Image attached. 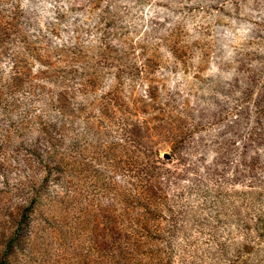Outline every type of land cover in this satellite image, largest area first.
<instances>
[{
	"label": "trees",
	"instance_id": "obj_1",
	"mask_svg": "<svg viewBox=\"0 0 264 264\" xmlns=\"http://www.w3.org/2000/svg\"><path fill=\"white\" fill-rule=\"evenodd\" d=\"M104 1L112 0H91L88 9ZM36 3L0 0V178L7 188L0 189V264H13L14 250L29 231L30 215L44 196L62 202L75 192L65 179L73 172L92 179L94 186L97 183L104 197L117 187V195L127 198L120 204L122 215L143 209L141 218L136 212V219L132 216L119 223L125 230L122 235H112L106 256L113 264H264V33L259 50L219 66L231 74V81L224 88L216 84L214 93L222 100L216 102L217 120L212 126L218 127V134L203 150L213 148L220 161L213 172L202 175L196 166L201 159L174 170L163 167L158 157L135 166L130 154L139 145L138 129L119 115L116 109L121 104L114 96L113 104L98 109V116L109 121L105 128L118 127L120 141L88 151L92 138H85L80 128L72 129L64 105L55 103L44 84H63L67 66L55 62L78 58L91 48L90 39H83V44L77 38L79 30H73L62 44L49 40L61 38L56 20L63 18L62 0L47 1L32 11L41 15L50 11L41 27L24 25L23 9ZM104 7L101 13L108 8ZM39 37L47 38L52 48L42 46ZM126 74L130 76V71ZM197 149L191 147V156L203 151ZM11 174L15 178L10 183ZM179 180L189 184L175 188ZM49 183L61 184L66 193H49ZM156 200L165 211L158 218L146 207ZM152 218L159 220L153 230L142 231V223Z\"/></svg>",
	"mask_w": 264,
	"mask_h": 264
},
{
	"label": "rangeland",
	"instance_id": "obj_2",
	"mask_svg": "<svg viewBox=\"0 0 264 264\" xmlns=\"http://www.w3.org/2000/svg\"><path fill=\"white\" fill-rule=\"evenodd\" d=\"M47 1L51 2L35 0V6L23 9L24 25L41 27L47 22L50 11L42 15L32 12ZM62 1L66 7L63 18L56 20L61 38L49 40L62 44L64 36L79 30L78 40L89 38L87 46L91 48L84 49L76 59L65 57L64 62L50 57L61 68L67 66L69 73L62 79L66 80L63 84L45 83L44 87L57 99L56 104L64 105L72 129L80 128L78 132L85 138H92L88 151H100L113 140L120 141L118 127L108 124L110 127L105 128L109 121L98 116V109L105 103L113 104L110 98L114 96L121 104L116 109L119 115L138 129L139 145L131 148L130 154L135 166L158 157L163 167L174 170L191 159H201L196 165L198 172H213L219 155L213 148L204 151L203 145L209 147V139L218 134V127L212 124L217 120L216 102L222 97L214 89L217 83L224 88L231 81V74L222 72L219 66L247 58L260 49L264 1L112 0L95 3L98 7L92 11L88 9L91 0ZM104 6L108 8L101 13ZM25 30L31 33V28ZM49 40L39 37L47 49L52 48ZM129 71L130 76L126 74ZM194 145L203 151L191 156L189 151ZM163 153L171 159L163 160ZM10 178L11 183L15 175ZM65 179L75 192L62 202H50L45 196L41 199L30 215L29 231L14 250L13 264H113V259L106 256L112 235H122L125 230L119 228V223L132 216L136 219L143 209L136 206L122 215L120 204L127 198L117 195V187L104 197L97 183L94 186L92 179L77 172ZM188 184L179 180L175 188ZM2 187L0 178V189L7 190ZM49 188V193L59 196L66 193L61 184L49 183ZM161 189L165 205V188ZM141 202L146 205L144 200ZM148 206L153 216L165 215L157 200ZM157 222L152 218L142 223L146 228L142 226L141 230L152 231Z\"/></svg>",
	"mask_w": 264,
	"mask_h": 264
},
{
	"label": "water",
	"instance_id": "obj_3",
	"mask_svg": "<svg viewBox=\"0 0 264 264\" xmlns=\"http://www.w3.org/2000/svg\"><path fill=\"white\" fill-rule=\"evenodd\" d=\"M161 158L165 161H169L171 159L170 155L168 153H163L161 155Z\"/></svg>",
	"mask_w": 264,
	"mask_h": 264
}]
</instances>
